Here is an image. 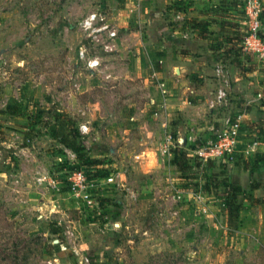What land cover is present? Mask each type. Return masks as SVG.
I'll return each instance as SVG.
<instances>
[{
  "label": "rangeland",
  "instance_id": "374dc122",
  "mask_svg": "<svg viewBox=\"0 0 264 264\" xmlns=\"http://www.w3.org/2000/svg\"><path fill=\"white\" fill-rule=\"evenodd\" d=\"M166 6L0 0V264H264V162L203 164L192 155L224 117L242 112L233 104L239 98L228 95L229 105L214 109L201 98L193 105L195 141L186 137L163 156L162 133L147 134L158 127L149 111L158 106L155 82L129 75L127 46L105 52L79 26L100 12L119 38L134 27L155 40L176 22L178 8ZM84 45L89 57L102 58L97 70L80 58ZM78 170L100 184L94 203L66 181ZM111 174L115 183L104 182ZM234 187L240 196L231 219L224 201Z\"/></svg>",
  "mask_w": 264,
  "mask_h": 264
},
{
  "label": "crops",
  "instance_id": "0c3cea01",
  "mask_svg": "<svg viewBox=\"0 0 264 264\" xmlns=\"http://www.w3.org/2000/svg\"><path fill=\"white\" fill-rule=\"evenodd\" d=\"M136 1L139 4L146 0ZM171 1L164 0V3L167 10L173 13L172 9L177 6H172ZM190 1L185 8V18L178 21L174 18L176 14L173 15L172 19L176 22L164 25L161 31H158V39L154 40L144 32H137L138 29L134 27L129 31L128 39L122 36L119 38V35L116 39V50L127 46L128 51L132 52L129 56L132 63H129L127 68L129 75L149 77L150 82L154 81L152 88L156 90L158 102L162 98L158 80L164 81L165 84L166 110L157 118L158 127L150 126L147 134H150L151 130L154 133L170 131L173 138L182 137L183 145L186 144V137L194 140L197 127L192 125L199 120H195L193 105H196L197 109L201 98L206 100L214 93L215 67L222 64L227 69L230 82L228 95L233 99L239 98L233 104L238 105L236 107L242 106L243 126L259 141L256 151L248 159L254 163L264 162V56L248 53L243 47L242 29L248 19L246 0ZM259 2L260 36L264 41V0ZM130 12L133 14V11ZM133 15L132 18L135 19ZM139 17L141 19L142 14ZM123 21L127 24V21ZM185 32L187 38H190L186 41L187 44H184V39H187L184 37ZM119 57L116 58V64H120L121 56ZM233 82L236 84H232ZM233 85H237L239 89L234 95L231 94ZM228 105L229 103L226 106ZM157 108L158 106L154 109L153 106L149 107L151 115ZM235 111L234 113L241 112L238 108H235ZM252 114H255V117ZM182 119L187 120L189 129L186 127L182 131ZM211 125L213 124H206V127Z\"/></svg>",
  "mask_w": 264,
  "mask_h": 264
},
{
  "label": "built area",
  "instance_id": "2783aa9c",
  "mask_svg": "<svg viewBox=\"0 0 264 264\" xmlns=\"http://www.w3.org/2000/svg\"><path fill=\"white\" fill-rule=\"evenodd\" d=\"M177 6L176 17L183 20L185 18L184 0H173ZM248 8L247 23L242 29V43L244 49L251 54L264 56V41L260 36L261 6L259 0H246ZM82 33L90 37L96 46L100 47L105 52H114L116 50V39H118V28L106 21V17L100 12H93L84 17L79 24ZM184 37H187L185 32ZM79 56L84 62V65L91 70H97L102 66V58L100 56L89 57L87 48L81 46L79 48ZM216 88L214 93L206 98L208 108L214 109L218 106H226L228 104V89L229 78L227 69L224 65L219 64L215 67ZM158 85L161 87V101L158 102V108L154 110L153 117L159 118L162 112L166 110V90L164 81L158 80ZM151 102L154 104V100ZM156 104V103H155ZM79 132L87 134L89 132L86 124L78 126ZM184 140L182 137L173 138L170 131H164L159 141L161 154L163 156L170 153L172 146H180ZM259 145L258 139L252 135L251 132L243 126L242 112L227 115L223 118L221 126L211 139L204 144L196 146L192 151L200 163L205 164L208 161L222 160L223 162H232L248 158L253 154ZM68 153L69 151L66 150ZM71 155V154H70ZM74 155V154H72ZM45 178L38 177L41 181ZM115 176L112 174L108 176L104 182L115 183ZM54 182L53 180H50ZM66 181L69 187L76 195H81L82 198L89 204L94 203L95 199L92 197L91 191L94 187L100 186L99 182L90 179L87 174L81 170L74 171L66 176ZM73 192V193H74ZM87 260V259H85Z\"/></svg>",
  "mask_w": 264,
  "mask_h": 264
},
{
  "label": "trees",
  "instance_id": "16d2710c",
  "mask_svg": "<svg viewBox=\"0 0 264 264\" xmlns=\"http://www.w3.org/2000/svg\"><path fill=\"white\" fill-rule=\"evenodd\" d=\"M225 165H227V164H225ZM231 187V186H230ZM256 188H258V186H253L252 187V185L247 189V190H249V189H256ZM259 188H260V186H259ZM258 188V189H259ZM238 191V189L237 188H233L232 189V195L233 196H231L230 198H229V200H226V201H224V204L228 207V208H230V217H231V219H235L236 217H237V215H236V211H237V204H236V206H234L233 204H232V199L234 198V197H237V199H238V197L240 196V195H238L239 193L237 192ZM238 195V196H237ZM236 199V202L238 201Z\"/></svg>",
  "mask_w": 264,
  "mask_h": 264
}]
</instances>
